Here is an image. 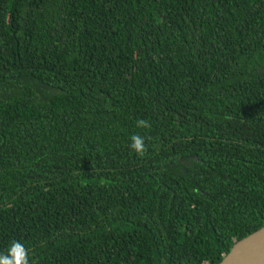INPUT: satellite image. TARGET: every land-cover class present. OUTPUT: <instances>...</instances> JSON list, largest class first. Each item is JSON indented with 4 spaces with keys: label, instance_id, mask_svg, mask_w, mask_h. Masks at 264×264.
<instances>
[{
    "label": "trees",
    "instance_id": "obj_1",
    "mask_svg": "<svg viewBox=\"0 0 264 264\" xmlns=\"http://www.w3.org/2000/svg\"><path fill=\"white\" fill-rule=\"evenodd\" d=\"M263 226L264 0H0V252L219 264Z\"/></svg>",
    "mask_w": 264,
    "mask_h": 264
},
{
    "label": "water",
    "instance_id": "obj_2",
    "mask_svg": "<svg viewBox=\"0 0 264 264\" xmlns=\"http://www.w3.org/2000/svg\"><path fill=\"white\" fill-rule=\"evenodd\" d=\"M219 264H264V226L235 243Z\"/></svg>",
    "mask_w": 264,
    "mask_h": 264
},
{
    "label": "clouds",
    "instance_id": "obj_3",
    "mask_svg": "<svg viewBox=\"0 0 264 264\" xmlns=\"http://www.w3.org/2000/svg\"><path fill=\"white\" fill-rule=\"evenodd\" d=\"M136 127L147 130L151 128V124L146 119H139L136 121ZM144 140L145 137L139 133L130 137L129 147L137 156L143 157L146 154L147 146ZM0 264H30L29 249L19 241H11L7 249L0 252Z\"/></svg>",
    "mask_w": 264,
    "mask_h": 264
}]
</instances>
